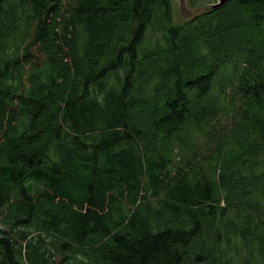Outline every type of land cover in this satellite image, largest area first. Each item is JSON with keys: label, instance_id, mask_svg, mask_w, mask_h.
Returning <instances> with one entry per match:
<instances>
[{"label": "trees", "instance_id": "16d2710c", "mask_svg": "<svg viewBox=\"0 0 264 264\" xmlns=\"http://www.w3.org/2000/svg\"><path fill=\"white\" fill-rule=\"evenodd\" d=\"M43 1L0 0V206L13 207L17 228L47 226L92 247L94 264H186L184 249L219 219V187L172 176L164 157L145 166L137 142L146 137L136 92L147 61L160 72L146 70L161 80L153 97L164 92L150 119L153 135L171 138L187 117L183 102L194 82L171 72L191 44L171 40L161 55L143 49L159 9L170 21L174 1L73 0L63 26ZM230 4L251 27L264 26V0ZM25 5L21 20L31 29L14 23ZM64 48L70 62L59 58ZM213 73L195 85H210ZM253 83L259 101L264 74ZM164 176L169 213L135 209L145 184L158 189ZM4 245L3 264H21Z\"/></svg>", "mask_w": 264, "mask_h": 264}, {"label": "rangeland", "instance_id": "374dc122", "mask_svg": "<svg viewBox=\"0 0 264 264\" xmlns=\"http://www.w3.org/2000/svg\"><path fill=\"white\" fill-rule=\"evenodd\" d=\"M173 1L171 20L159 9L143 49L161 55L159 49L171 40L189 42V51L171 74L194 83L183 102L187 113L184 124L163 140L153 135L150 119L164 92L159 100L153 97L161 80L151 78L146 70L153 75L160 72L146 62L136 92L144 106L137 114L146 132L145 138H137L142 161L147 166L149 160L164 157L172 176L219 187L214 203L219 219L184 249L186 264H264V92H258L259 101L253 100V80L264 74V26L251 27L233 4L217 8L219 0ZM43 4L60 13L62 26L75 5L73 0H46ZM26 5L14 18L20 29L34 25L21 20L27 16ZM232 41L235 47L229 48ZM62 57L69 62L68 49L64 48ZM212 70L210 85L202 81L195 85L199 76ZM170 183L164 176L161 189L145 184L134 208L142 206L151 214L167 215L165 207L171 200L164 187ZM124 211L128 215L129 207ZM4 241L21 264H94L92 247L73 243L58 229L15 227L11 206H0V264L5 258Z\"/></svg>", "mask_w": 264, "mask_h": 264}, {"label": "water", "instance_id": "95a60500", "mask_svg": "<svg viewBox=\"0 0 264 264\" xmlns=\"http://www.w3.org/2000/svg\"><path fill=\"white\" fill-rule=\"evenodd\" d=\"M227 0H219V3L216 5L217 8L223 6Z\"/></svg>", "mask_w": 264, "mask_h": 264}, {"label": "bare ground", "instance_id": "6f19581e", "mask_svg": "<svg viewBox=\"0 0 264 264\" xmlns=\"http://www.w3.org/2000/svg\"><path fill=\"white\" fill-rule=\"evenodd\" d=\"M230 1H231V0H227L226 3L224 4V6L227 5Z\"/></svg>", "mask_w": 264, "mask_h": 264}]
</instances>
